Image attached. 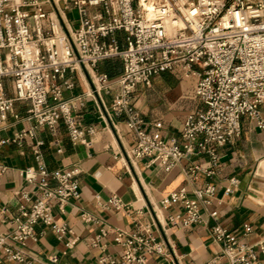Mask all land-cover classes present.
Listing matches in <instances>:
<instances>
[{
    "label": "built area",
    "instance_id": "built-area-1",
    "mask_svg": "<svg viewBox=\"0 0 264 264\" xmlns=\"http://www.w3.org/2000/svg\"><path fill=\"white\" fill-rule=\"evenodd\" d=\"M69 11L77 14L73 29L63 18ZM107 61L121 63L118 77L99 70ZM176 68L184 79L196 80L195 95L203 106L186 117L182 143L147 133L133 104L139 86L150 87L155 76ZM81 73L88 81L87 92L65 99L64 93L75 88V75ZM101 92H114L109 106ZM89 97L105 122L125 118L136 141L128 157L152 158L170 172L182 161L204 156L210 168L192 164L187 177L195 180L202 173L214 177L219 149L240 139L243 118L264 130V0H0V130L18 103L27 108L24 117L14 118L34 124L31 130L0 140V146L22 147L28 139L36 141L35 165L23 172L30 190L19 193L16 215L0 211V227L9 228L0 234V264H31L34 259L26 249L29 241L37 240L38 225L51 228L58 241L72 233L55 222L53 210L57 207L65 214L70 201L80 198V171H49L37 131L54 133L63 123L72 144L90 146L88 137L95 130L82 127L74 115L77 103ZM4 171L0 167V173ZM228 182L226 193L231 195L240 181ZM195 196L190 199L186 189H180L164 200V205L178 203L185 209L181 218L171 219L173 224L188 228L202 222L201 205L211 204L215 188L209 185ZM111 205L116 211L124 209L117 197ZM82 219L95 221L88 215ZM244 232L250 233L251 228L245 226ZM108 234L102 228L90 239L91 247L98 248ZM211 236L221 246V255L208 264L221 260L262 264L264 243L243 244L221 225L211 229ZM114 243L121 248L119 255L103 254L94 264H149L151 256L169 255L150 226H140L133 234L116 231ZM38 263L58 264V259Z\"/></svg>",
    "mask_w": 264,
    "mask_h": 264
},
{
    "label": "crops",
    "instance_id": "crops-1",
    "mask_svg": "<svg viewBox=\"0 0 264 264\" xmlns=\"http://www.w3.org/2000/svg\"><path fill=\"white\" fill-rule=\"evenodd\" d=\"M68 13H74L75 21L69 19ZM63 18L69 29L78 24L75 11L64 13ZM103 65L99 68L101 72ZM195 85V79H184L181 69L176 68L155 76L150 87L139 86L133 104L140 113L145 131L166 141L182 143L181 130L186 117L203 108L195 95ZM87 90L85 75L77 74L74 90L65 92L64 98L81 96ZM113 96L114 92H101L107 106ZM26 108L24 103L16 104L7 124L0 130V140L34 127L32 122L14 118L15 115L24 117ZM262 110L264 113V105ZM74 115L82 127L95 130V134L88 137L90 146L72 144L63 123L54 133L47 129L37 131V140L44 144L41 152L49 171L79 169L80 198L70 201L65 214L57 207L53 210L55 222L65 224L72 231L62 241L57 240L51 228L36 227L37 240L29 241L26 249L28 256L34 259L31 264L47 262L54 257L58 264H94L103 254L117 257L121 248L114 243V233L133 234L140 226H150L157 241L165 243L169 250L167 256L149 257V264L210 263L221 255V246L211 236L215 225L234 233L243 244L257 246L264 243V130H259L248 118L241 120L240 139L219 149L216 175L208 178L202 173L191 180L187 177V168L195 164L209 169L207 157L182 161L166 172L153 163L152 158L128 157L127 153L135 149L136 141L123 116L105 122L90 97L77 103ZM35 144V140L28 139L22 147L0 146V167L5 170L0 173V211L6 209L11 216L17 213L19 193L30 190L23 172L35 165ZM232 178H237L240 183L229 195L226 190ZM209 185L215 188V196L210 205H201L202 222L188 228L173 224L171 219L181 218L185 209L178 203L164 205V200L180 189H186L188 197L196 199L195 192ZM51 186L55 183L51 182ZM113 197L121 200L122 211L112 207ZM213 213L215 218H211ZM84 215L95 221L84 222ZM245 226L251 228L250 233L245 234ZM102 228L108 231V237L98 248H92L90 239L99 235ZM7 231V226L0 227V234ZM74 240L75 245L69 248L68 244ZM261 260L264 264V256ZM219 264L227 262L221 260Z\"/></svg>",
    "mask_w": 264,
    "mask_h": 264
},
{
    "label": "trees",
    "instance_id": "trees-1",
    "mask_svg": "<svg viewBox=\"0 0 264 264\" xmlns=\"http://www.w3.org/2000/svg\"><path fill=\"white\" fill-rule=\"evenodd\" d=\"M119 61H107L103 65V72L106 73L110 78H114L117 75L121 74L122 66Z\"/></svg>",
    "mask_w": 264,
    "mask_h": 264
},
{
    "label": "rangeland",
    "instance_id": "rangeland-1",
    "mask_svg": "<svg viewBox=\"0 0 264 264\" xmlns=\"http://www.w3.org/2000/svg\"><path fill=\"white\" fill-rule=\"evenodd\" d=\"M64 7V5L62 4V8ZM46 10H49L48 8H46ZM68 17L71 21H75V16L74 13H68Z\"/></svg>",
    "mask_w": 264,
    "mask_h": 264
}]
</instances>
